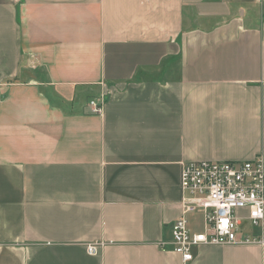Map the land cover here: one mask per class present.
<instances>
[{
	"label": "crops",
	"instance_id": "1",
	"mask_svg": "<svg viewBox=\"0 0 264 264\" xmlns=\"http://www.w3.org/2000/svg\"><path fill=\"white\" fill-rule=\"evenodd\" d=\"M256 156L264 0H0V264H184L159 247L183 164ZM193 255L264 264V243Z\"/></svg>",
	"mask_w": 264,
	"mask_h": 264
},
{
	"label": "built area",
	"instance_id": "2",
	"mask_svg": "<svg viewBox=\"0 0 264 264\" xmlns=\"http://www.w3.org/2000/svg\"><path fill=\"white\" fill-rule=\"evenodd\" d=\"M87 106L91 113L100 114L103 98L92 99ZM180 184L183 191L180 216L171 224L170 240L159 244L162 250L168 246L187 264L199 247L264 243L261 236L239 229L243 221L251 228H259L264 219L261 156L242 162H186L181 169ZM191 215L200 216V231L190 229ZM87 253L95 255V244L87 246Z\"/></svg>",
	"mask_w": 264,
	"mask_h": 264
},
{
	"label": "rangeland",
	"instance_id": "3",
	"mask_svg": "<svg viewBox=\"0 0 264 264\" xmlns=\"http://www.w3.org/2000/svg\"><path fill=\"white\" fill-rule=\"evenodd\" d=\"M198 219V222L196 223V225H195V227L196 228H192V229H194L195 231H198V230H200V226H199V224H200V218H196V220ZM190 220H192V218H190ZM239 229L241 230V231H248V230H250L251 229V227H250V225L246 222V221H243L240 225H239Z\"/></svg>",
	"mask_w": 264,
	"mask_h": 264
}]
</instances>
